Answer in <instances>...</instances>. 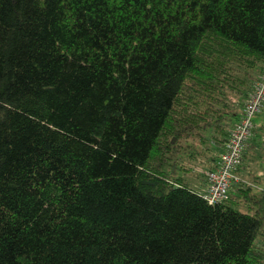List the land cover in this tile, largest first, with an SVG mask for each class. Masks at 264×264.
<instances>
[{
    "label": "trees",
    "instance_id": "1",
    "mask_svg": "<svg viewBox=\"0 0 264 264\" xmlns=\"http://www.w3.org/2000/svg\"><path fill=\"white\" fill-rule=\"evenodd\" d=\"M263 64L264 0H0V264H264L203 195Z\"/></svg>",
    "mask_w": 264,
    "mask_h": 264
},
{
    "label": "built area",
    "instance_id": "2",
    "mask_svg": "<svg viewBox=\"0 0 264 264\" xmlns=\"http://www.w3.org/2000/svg\"><path fill=\"white\" fill-rule=\"evenodd\" d=\"M264 111V64L252 92L250 93L238 124L232 130L221 154L216 169L208 174V185L203 191L204 199L212 206L229 199L234 185L241 183L238 173L244 153L252 139L256 125L254 119Z\"/></svg>",
    "mask_w": 264,
    "mask_h": 264
},
{
    "label": "rangeland",
    "instance_id": "3",
    "mask_svg": "<svg viewBox=\"0 0 264 264\" xmlns=\"http://www.w3.org/2000/svg\"><path fill=\"white\" fill-rule=\"evenodd\" d=\"M251 85H249L250 87ZM252 89V86L250 87ZM246 102V101H245ZM254 122L256 123V125L263 126L264 125V111L262 112V114L258 115ZM264 141V133L261 134V137L259 138V142ZM258 143V146L260 147V149H258L256 151V155L254 157L250 158V162L249 165L247 167V169L245 170V172H243V174H240V178L241 180L246 183V184H251V175L252 174H259L261 175L262 178H264V143ZM263 159V160H262ZM192 166H195L196 170H197V174H201L202 175V171H204L203 166L198 163V164H192ZM186 179L191 183V185L197 189H199V185H200V181H202V177H197V176H186Z\"/></svg>",
    "mask_w": 264,
    "mask_h": 264
},
{
    "label": "crops",
    "instance_id": "4",
    "mask_svg": "<svg viewBox=\"0 0 264 264\" xmlns=\"http://www.w3.org/2000/svg\"><path fill=\"white\" fill-rule=\"evenodd\" d=\"M255 120V119H254ZM255 125H256V123H255ZM264 126V125H263ZM261 127V126H260ZM260 127L258 126V125H256V130H259L260 129ZM261 137V136H260ZM256 139H254V141H255ZM257 142H259V138H258V140H257ZM258 149H260V147L258 146V148H257V150ZM255 155H256V153H255ZM254 155V156H255ZM263 160V159H262ZM252 175H255V176H261V175H259V174H252ZM202 187H204V183L202 182V181H200V185H199V188H202Z\"/></svg>",
    "mask_w": 264,
    "mask_h": 264
}]
</instances>
